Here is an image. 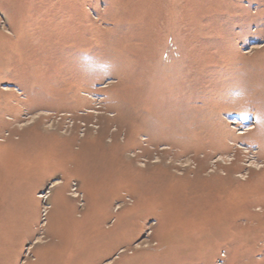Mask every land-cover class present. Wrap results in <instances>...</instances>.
<instances>
[{
  "label": "rangeland",
  "instance_id": "obj_1",
  "mask_svg": "<svg viewBox=\"0 0 264 264\" xmlns=\"http://www.w3.org/2000/svg\"><path fill=\"white\" fill-rule=\"evenodd\" d=\"M0 264H264V0H0Z\"/></svg>",
  "mask_w": 264,
  "mask_h": 264
},
{
  "label": "bare ground",
  "instance_id": "obj_2",
  "mask_svg": "<svg viewBox=\"0 0 264 264\" xmlns=\"http://www.w3.org/2000/svg\"><path fill=\"white\" fill-rule=\"evenodd\" d=\"M169 165V164H168ZM262 168H259V170H261ZM42 196V195H41Z\"/></svg>",
  "mask_w": 264,
  "mask_h": 264
}]
</instances>
